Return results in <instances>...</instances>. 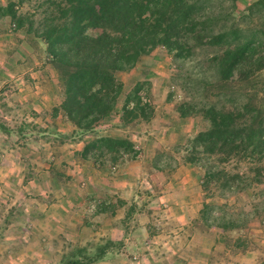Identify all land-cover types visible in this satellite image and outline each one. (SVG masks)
I'll return each mask as SVG.
<instances>
[{
  "label": "trees",
  "instance_id": "obj_1",
  "mask_svg": "<svg viewBox=\"0 0 264 264\" xmlns=\"http://www.w3.org/2000/svg\"><path fill=\"white\" fill-rule=\"evenodd\" d=\"M40 1V0H37ZM31 0H8L0 5V21L9 19L13 30H21L29 38V49L46 69L59 79L62 101L58 109L72 124L70 138L86 141L76 154L82 161L118 165L124 159H134L139 154L127 138L106 134L103 127L114 119L122 128L147 123L153 116V106L140 95L148 83H135L123 94V84L117 74L132 70L144 56L157 48H163L174 60H190L195 48L213 47L214 54L206 59L205 77L193 79L208 85L245 83L264 76V31L242 29L230 19L217 14L209 0H42L38 3L40 13H19L18 9ZM256 7L264 15V0H258L248 12ZM97 30L90 35V30ZM223 103L218 105L208 97L195 101L190 99L176 106L182 119L200 116L208 127L197 132L187 141L183 162L205 170L201 186L206 189L215 184L234 193L243 191L240 174L204 164L202 157H217L219 163L231 159L256 163L264 158V102L246 92L219 94ZM28 126L16 127L19 134ZM0 130L7 129L0 125ZM154 169L161 170L154 165ZM261 170L255 169L254 181ZM209 206L204 204L200 218L206 226L223 231L237 226L225 217H215L209 223ZM109 250L104 247L102 256L91 257L85 248L76 249L85 263L71 255L65 264H93ZM107 250V252H106ZM101 247L97 249L99 254Z\"/></svg>",
  "mask_w": 264,
  "mask_h": 264
},
{
  "label": "rangeland",
  "instance_id": "obj_2",
  "mask_svg": "<svg viewBox=\"0 0 264 264\" xmlns=\"http://www.w3.org/2000/svg\"><path fill=\"white\" fill-rule=\"evenodd\" d=\"M7 1L0 0V5H5ZM41 1L31 0V2L24 3L18 9V12L35 14V19H38L41 11L38 8V3ZM256 1L258 0H209V5L215 7L217 14L220 13L223 17L228 16L227 18L230 19L231 23L238 25L242 29L253 28L264 31V15L256 7L251 10V13L248 12L249 7H252ZM13 27L8 18L0 21V125L5 124L10 129H16V127L23 124L28 126L25 133L33 132L29 136L30 139H34L33 135H35L34 140L43 142V138L46 135H41L38 138L37 130L33 131L30 129L33 122L27 121L31 101L25 97L31 93L32 87L25 81L19 86L16 82H13L11 77L21 76L20 71L22 70L13 69L11 71V65L7 66L15 61L19 63L22 60H34L37 55H34V52L32 53L29 49V38L24 32L13 30ZM97 32L94 29L88 33L95 35ZM213 54V47L195 48L194 55L190 60L177 61L167 54L163 48H157L150 55L141 59L147 60L146 66H140V63L137 64V74H131L134 71L133 68L130 71L118 73L116 77L123 84V94L129 92L134 84L137 83V79L141 78L142 80L138 81V83H148V85L143 87L140 95L148 100L151 105L153 102L159 103L161 101L164 103L165 101L174 112H176V106L179 103L190 99L191 93L195 94L196 102L208 97L213 101H217L219 106L223 103V97L218 95L221 93L230 94L231 92H242V94L248 92L251 96L257 95V98L262 99L264 102V76L251 82L228 83L224 87L213 82L212 85H208L207 89L200 93L195 90L201 88L202 83L196 81L195 84L192 83V88L194 89L191 92L185 90V88H191V85H186V83H189L188 75H191L193 79H196L197 76L205 77L204 74L207 72L205 61ZM5 61H8L7 65ZM145 68L147 71H145ZM207 75L209 76V72H207ZM188 119L192 120V124L189 126L190 132L181 141L174 135L168 136L166 131H158V134H154L155 130L153 131L150 126L146 125L135 124L124 130L118 124L117 119L103 127L106 134L111 136L132 137L136 141L135 145L139 149L138 151L142 152V156L138 160L140 165L143 168L145 167L146 170L143 171L145 178L144 183L141 185L142 187H149L150 191H152V193L150 192L152 196L147 205L142 204L145 203L143 201H146V196L145 198L144 196L142 197L143 201L140 199V203L144 206L143 213L146 214L145 217L143 215V218H147L149 223H152V233H156L155 235L158 236L153 243H150V246L159 249L162 246L161 244H165V251H167V257L164 259H162L163 255H161V257L149 258L148 260L152 262L159 261L157 264H213V262L222 264H264V158L254 164L247 160H238L237 158L222 164L218 162V158L215 156L207 159L202 157L204 164L216 167L218 170H224L231 175L240 174L243 178L241 186H247L245 190L234 193L215 184H211L204 189L201 186V182L205 170L198 166L184 163L183 157L187 141L197 132L205 130L208 127V123L200 116ZM64 130L67 129L61 128V131ZM70 136L56 135L57 146L58 142L64 139H71ZM0 139L4 138L0 136ZM150 140L157 143L156 147L161 145L160 151L155 156H152V152L149 151L152 146H146V144L151 142ZM86 141H89L88 137L81 142L85 143ZM27 143H29V140ZM39 147L34 143L31 147H28L26 151L28 157L24 162V168L26 167L27 169L33 165L34 169L37 166L40 169L43 164H46V162L41 161L43 159L42 153L46 152ZM66 149V146H64L62 151L65 152ZM26 152H24V155ZM76 158L77 161L82 162L79 157ZM7 159L5 157L4 159L2 158L1 160L4 163H0V264H65L73 254H77V258L85 263V260L82 259V250L81 253H77L76 249L85 248L87 249L86 254L96 258L100 255L102 256L104 247L106 249L109 248L108 243L114 244V247L109 251L111 254L108 256L109 258H102L93 264H136L140 260H146L142 256H137L140 254L130 252V243L134 242L132 240L124 242L123 245L122 241L112 242L104 238L85 243H72L61 234H50V236L47 234L50 233L48 228L34 225L36 215L30 212H25V214L20 211L21 209H26V206L21 200L23 197L22 193L20 194L17 189L20 179L14 178L13 175L14 173H19L17 167L19 168L22 165H16V167L12 158L8 157ZM154 165L160 166L161 170L154 169ZM67 166L66 162H62L57 167L58 170L67 171ZM257 168L261 172L260 176L256 178L257 181H254L253 177ZM178 169L188 171L186 173L187 175L190 174L191 179L189 181L188 179H183L182 182L179 179H174L173 177H175ZM31 173L33 172L28 170V174ZM5 175L7 176L3 177ZM146 175H152V177L148 178ZM169 185L179 187L176 190L179 196L182 195L183 188L188 190L186 187L189 189L197 188V192L201 193L199 195L197 193L191 198L193 202L191 204L196 208L195 211L200 209L201 206L196 220H192L186 225H180L177 221L179 218L177 216L178 213H175L176 211L171 206H163L160 198L162 195L159 191L162 186L166 187ZM5 191L14 194L15 197L10 203L12 209H18L10 216L5 212V209L8 208L6 205L8 200L5 203L4 198V195H8ZM11 197L9 196V198ZM30 197L31 199H26L29 202L32 199H37L34 198L36 197L34 195ZM182 200L183 198H178L179 202ZM204 204L209 206L208 212H210L209 215L211 217L208 220L209 223L214 222L215 217L221 216L225 217L227 221L233 222L237 227L227 231L215 227L216 230H212L209 234L211 243L205 244L202 242V245L198 246L199 241L194 240L189 244L187 239L193 233L196 231L203 232L212 228L206 226L200 218V212ZM6 206L7 208H5ZM180 228L182 229L181 231H179ZM42 231L43 235L40 233ZM214 240L215 242L212 245ZM99 247H101L102 251L98 254L97 249ZM199 250H202L204 254L202 253L203 255L197 257Z\"/></svg>",
  "mask_w": 264,
  "mask_h": 264
},
{
  "label": "crops",
  "instance_id": "obj_3",
  "mask_svg": "<svg viewBox=\"0 0 264 264\" xmlns=\"http://www.w3.org/2000/svg\"><path fill=\"white\" fill-rule=\"evenodd\" d=\"M7 63L8 61H5L6 65ZM139 63L140 66H146L147 60L143 59ZM10 65L11 71L13 69L22 70L20 71L21 76L11 77L13 82H16L19 86L25 81L32 87L31 93L25 97L31 101L27 121L33 122L34 125L32 124L30 129L37 130L38 138L41 135H46L42 142L41 140H34L35 135H33L34 139L29 138L33 132L19 134L15 129H10L5 124L2 126L7 127V132L0 130V136L4 138L0 139V163H4L1 160L2 158L7 159L10 157L15 166H20V164L23 166L19 168L16 166L19 173L13 175L14 178L20 179L17 189L20 194L22 193L21 200L26 206V209L20 211L35 214L34 225L48 228L50 231V233H47L48 235L61 234L72 243H85L104 238L112 242L122 241L123 245L124 242L132 240L134 242L130 243V246L128 245L130 252L140 254L137 256L146 259L140 260L136 264H157L159 261L152 262L148 259L161 257V255H163L162 259L167 257L165 244H161L162 246L159 249L150 246V243H153L158 236L155 235L156 233H152V223H149L147 218H143V215L145 217L146 214L143 213L144 206L141 205L140 199L146 196V201H143V199L141 201L145 202L142 204L147 205L152 196L150 195L152 191L149 187H142L141 185L144 183L145 178L143 171L146 170L138 160L142 156V152H139L134 159L126 158L123 163L113 166L91 161H77L76 154L81 150L84 143L74 139H64L58 142L57 146L55 140L56 135L70 136L74 129L60 111L54 112V109H58L62 101L59 79L49 69L46 71V68L38 61L22 60V62L17 63L15 61L7 66ZM137 68L138 65L134 67L132 75L137 74ZM145 71H147L146 68ZM141 80V78H138L136 82ZM152 106L154 112L150 121L139 125L150 126L153 131L155 130L154 134H158V131H166L168 136L174 135L180 141L186 138L188 132H190L189 126L192 124V120L180 118L178 113L174 112L165 101L164 103L161 101L159 103L153 102ZM61 128L67 130L61 131ZM124 130L126 129L124 128ZM124 138L129 139L135 148L139 150L135 145L136 141L132 137ZM28 140L29 143H27ZM150 141L146 146H152L149 151L152 152V156H155L160 151L161 145L156 147L157 143L153 140ZM33 143L46 152L42 153L43 159L41 160L46 164H43L40 169L38 166L34 169L33 165L27 169L24 168V162L28 157L26 151ZM64 146L67 148L65 152L62 151ZM24 152H26L25 155ZM59 162L68 164L67 171L58 170ZM28 170L33 173L28 174ZM177 172L173 177L174 179H179L181 182L183 179H188V181L191 179L190 174L187 175L186 173L188 171L178 169ZM147 177L151 178L152 175ZM186 188L188 190L183 188L180 196L176 192L179 187H175V185L162 186L159 191L162 195L160 196L161 203L164 207L171 206L176 211L175 213H178L179 218L177 221L180 225H186L192 220H196V216L201 209L200 206V209L195 211V206L191 204L192 196L201 193L197 192V188ZM5 193L8 195H4L5 203L8 200V204H6L8 208L5 207L7 208L5 212L10 216L18 209H12L10 203L15 197L14 194L9 191H5ZM31 195L36 196L34 198L37 199H32L29 202L26 199H31ZM9 196L13 197L9 198ZM178 198H183V200L179 202ZM92 205H94L93 210ZM181 230L180 228L179 231ZM212 230H216L215 227L203 232L196 231L187 241L191 244V242L197 240L199 241L198 246H201L202 242L209 244L211 243L209 234ZM40 233L44 234L43 231ZM178 233L180 234V232ZM214 242L215 240L212 241V245ZM199 251L197 257L204 254L202 250ZM110 255L109 252L106 255L104 254L103 259L109 258ZM213 264L222 263L213 262Z\"/></svg>",
  "mask_w": 264,
  "mask_h": 264
},
{
  "label": "built area",
  "instance_id": "obj_4",
  "mask_svg": "<svg viewBox=\"0 0 264 264\" xmlns=\"http://www.w3.org/2000/svg\"><path fill=\"white\" fill-rule=\"evenodd\" d=\"M92 210L94 209V205L91 206Z\"/></svg>",
  "mask_w": 264,
  "mask_h": 264
}]
</instances>
